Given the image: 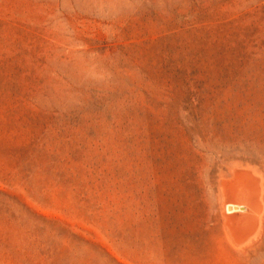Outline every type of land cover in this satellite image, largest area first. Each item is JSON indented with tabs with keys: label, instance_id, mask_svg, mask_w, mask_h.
Here are the masks:
<instances>
[{
	"label": "rangeland",
	"instance_id": "1",
	"mask_svg": "<svg viewBox=\"0 0 264 264\" xmlns=\"http://www.w3.org/2000/svg\"><path fill=\"white\" fill-rule=\"evenodd\" d=\"M0 264H264V0H0Z\"/></svg>",
	"mask_w": 264,
	"mask_h": 264
},
{
	"label": "bare ground",
	"instance_id": "2",
	"mask_svg": "<svg viewBox=\"0 0 264 264\" xmlns=\"http://www.w3.org/2000/svg\"><path fill=\"white\" fill-rule=\"evenodd\" d=\"M250 184H253V181H250ZM239 185H241V183ZM244 186H238V188L236 187V189H233L231 191V198L229 201L231 203L235 202L233 204H237L241 206L240 207L241 212L237 214H233L232 217L228 219V224L232 227H240L249 224L251 217L258 213L257 202L254 196H252V194H256V193H253V191L252 193L248 192L249 188L248 187L245 188ZM254 190H256V186ZM246 209H249L248 211H250V213ZM244 211L248 213L244 214Z\"/></svg>",
	"mask_w": 264,
	"mask_h": 264
},
{
	"label": "built area",
	"instance_id": "3",
	"mask_svg": "<svg viewBox=\"0 0 264 264\" xmlns=\"http://www.w3.org/2000/svg\"><path fill=\"white\" fill-rule=\"evenodd\" d=\"M241 206L237 205V204H233V203H227L224 205V208H223V211H224V214L226 216H231L233 214H237V213H240L241 209H240Z\"/></svg>",
	"mask_w": 264,
	"mask_h": 264
}]
</instances>
